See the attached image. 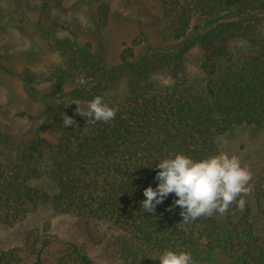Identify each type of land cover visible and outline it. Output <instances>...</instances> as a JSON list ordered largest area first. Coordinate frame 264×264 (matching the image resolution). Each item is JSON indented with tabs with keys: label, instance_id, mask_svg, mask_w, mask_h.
Wrapping results in <instances>:
<instances>
[{
	"label": "trees",
	"instance_id": "1",
	"mask_svg": "<svg viewBox=\"0 0 264 264\" xmlns=\"http://www.w3.org/2000/svg\"><path fill=\"white\" fill-rule=\"evenodd\" d=\"M69 1L39 0V9ZM159 1V35L174 47H147L135 56L127 46L106 66L89 43L54 38L57 62L17 73L27 99L42 104L46 127L60 133L55 142L39 130L30 142H17L0 131V146L8 148L0 153V222L12 225L47 206L87 226L107 225V248L118 264H160L156 257L165 249L191 253L194 264H264V233L255 225L264 222V164L242 210L234 201L223 216L183 223L178 207L166 211L172 194L154 213L140 207L143 189L156 186L158 160L175 154L200 160L221 153L220 137L236 128H264V0ZM108 12L104 1L95 8L103 28ZM3 15L0 0V32ZM0 71L13 73L2 64ZM80 77L86 85L77 84ZM94 96L117 109L113 120L88 124L76 113L73 100L86 109ZM63 115L74 124L63 126ZM0 264L99 263L43 227L29 230L23 246L0 247Z\"/></svg>",
	"mask_w": 264,
	"mask_h": 264
},
{
	"label": "rangeland",
	"instance_id": "2",
	"mask_svg": "<svg viewBox=\"0 0 264 264\" xmlns=\"http://www.w3.org/2000/svg\"><path fill=\"white\" fill-rule=\"evenodd\" d=\"M102 1L109 8L106 28L100 26L95 15L96 6ZM1 8L4 15L1 19L0 64L13 73L0 71V131L11 135L17 142H30L38 130L40 135L55 142L60 133L59 129L51 131L46 127L42 104L27 99L17 75L23 67L45 70L57 62L54 38L74 37L78 43H89L106 66L117 63L121 51L127 46L139 56L147 47L176 45V42L165 41L159 35L163 26L159 0H70L51 6L45 12L40 11L39 0H1ZM56 20L65 23L69 29L55 25ZM138 22L144 37L138 33ZM195 55L196 50L192 49L188 55V62L192 65ZM50 88L41 87L44 91ZM71 88L72 83L66 81L63 90L68 92ZM22 111L35 118L19 115ZM219 146L221 153L235 155L241 166L251 173L247 185L251 189L256 172L264 164V128L238 127L220 137ZM7 150L0 146L2 155ZM251 190L243 196L244 201L251 200ZM255 225L264 233L263 221L257 219ZM43 227L62 239L73 240L99 264H118L107 248L112 237L107 225L87 226L76 216L56 213L47 206H39L12 225L0 222V247L23 246L29 230Z\"/></svg>",
	"mask_w": 264,
	"mask_h": 264
},
{
	"label": "clouds",
	"instance_id": "3",
	"mask_svg": "<svg viewBox=\"0 0 264 264\" xmlns=\"http://www.w3.org/2000/svg\"><path fill=\"white\" fill-rule=\"evenodd\" d=\"M77 84L86 85L87 81L80 77ZM71 104L77 105L76 113L88 118V124L111 121L117 112L101 96H94L88 101L86 109L80 107L79 100H73ZM62 124L69 127L74 124V120L63 115ZM156 169L158 170L153 177L157 182L156 186L153 188L149 185L143 189L145 199L141 201L140 207L145 213H154L156 206L172 194L174 199L166 211H173L178 207L183 223L199 217H210L213 213L223 214L234 201L242 210L243 196L251 190L247 186L251 173L241 166L238 157L229 156L227 153L209 155L200 160L175 154L173 157L158 160ZM156 259L160 264H194L191 253L186 251L165 249Z\"/></svg>",
	"mask_w": 264,
	"mask_h": 264
}]
</instances>
